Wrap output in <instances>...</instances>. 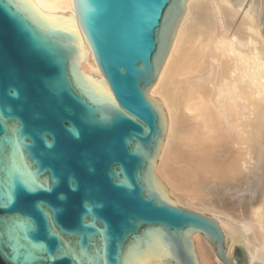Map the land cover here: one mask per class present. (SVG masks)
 <instances>
[{
  "label": "water",
  "instance_id": "1",
  "mask_svg": "<svg viewBox=\"0 0 264 264\" xmlns=\"http://www.w3.org/2000/svg\"><path fill=\"white\" fill-rule=\"evenodd\" d=\"M29 1L0 0V264H199L196 231L247 264L155 177L150 91L186 0H73L76 16Z\"/></svg>",
  "mask_w": 264,
  "mask_h": 264
},
{
  "label": "bare ground",
  "instance_id": "2",
  "mask_svg": "<svg viewBox=\"0 0 264 264\" xmlns=\"http://www.w3.org/2000/svg\"><path fill=\"white\" fill-rule=\"evenodd\" d=\"M29 2L76 16L73 0ZM243 2L185 1L150 91L165 113L155 177L174 203L218 219L226 257L243 245L247 264H264V0ZM81 45L82 68L102 76ZM192 240L199 264H226L205 235Z\"/></svg>",
  "mask_w": 264,
  "mask_h": 264
},
{
  "label": "rangeland",
  "instance_id": "3",
  "mask_svg": "<svg viewBox=\"0 0 264 264\" xmlns=\"http://www.w3.org/2000/svg\"><path fill=\"white\" fill-rule=\"evenodd\" d=\"M260 1H263V0H260ZM255 2H256V0H254V1L253 0H244L243 4L242 5H239V8L241 10H244V9L249 8L250 6H252ZM261 19L263 20V23H264V16H261ZM263 34H264V28H263Z\"/></svg>",
  "mask_w": 264,
  "mask_h": 264
}]
</instances>
